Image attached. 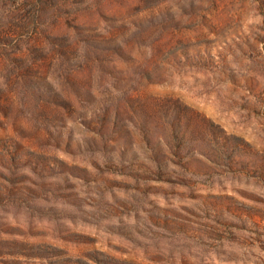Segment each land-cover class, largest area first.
<instances>
[{"label": "rangeland", "instance_id": "1", "mask_svg": "<svg viewBox=\"0 0 264 264\" xmlns=\"http://www.w3.org/2000/svg\"><path fill=\"white\" fill-rule=\"evenodd\" d=\"M0 264H264V0H0Z\"/></svg>", "mask_w": 264, "mask_h": 264}]
</instances>
